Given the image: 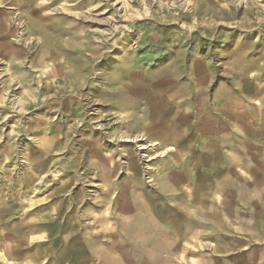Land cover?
Listing matches in <instances>:
<instances>
[{
    "label": "rangeland",
    "instance_id": "374dc122",
    "mask_svg": "<svg viewBox=\"0 0 264 264\" xmlns=\"http://www.w3.org/2000/svg\"><path fill=\"white\" fill-rule=\"evenodd\" d=\"M3 255L264 264V0H0Z\"/></svg>",
    "mask_w": 264,
    "mask_h": 264
},
{
    "label": "bare ground",
    "instance_id": "6f19581e",
    "mask_svg": "<svg viewBox=\"0 0 264 264\" xmlns=\"http://www.w3.org/2000/svg\"><path fill=\"white\" fill-rule=\"evenodd\" d=\"M123 138H125V139H123L124 142H134L135 140H136V141L138 140V142H139V140H140V138H138V137H137V138L135 137L136 139H135V140H132V141H131L130 138H127V139H126V137H123ZM144 148H145V147H144ZM144 148H142V149H144ZM164 188H165V187H164ZM0 260H2V261L4 260V261H6V263H8L10 259L8 258L7 255H3V256L0 257Z\"/></svg>",
    "mask_w": 264,
    "mask_h": 264
},
{
    "label": "crops",
    "instance_id": "0c3cea01",
    "mask_svg": "<svg viewBox=\"0 0 264 264\" xmlns=\"http://www.w3.org/2000/svg\"><path fill=\"white\" fill-rule=\"evenodd\" d=\"M241 116V112L239 113V117ZM218 129H219V126L217 127ZM218 134H219V132H218ZM166 142H178V140L174 137V135H172V137H170V139L168 140H166ZM233 159L236 161V162H240L241 160L238 158V157H233ZM178 160H180V159H177V161ZM240 166H242L241 165V163L239 164ZM178 181V180H177ZM179 182V181H178Z\"/></svg>",
    "mask_w": 264,
    "mask_h": 264
}]
</instances>
